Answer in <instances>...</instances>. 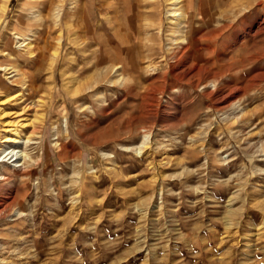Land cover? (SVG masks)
I'll return each instance as SVG.
<instances>
[{"label": "rangeland", "instance_id": "obj_1", "mask_svg": "<svg viewBox=\"0 0 264 264\" xmlns=\"http://www.w3.org/2000/svg\"><path fill=\"white\" fill-rule=\"evenodd\" d=\"M5 176L0 264H264V0H0Z\"/></svg>", "mask_w": 264, "mask_h": 264}, {"label": "bare ground", "instance_id": "obj_2", "mask_svg": "<svg viewBox=\"0 0 264 264\" xmlns=\"http://www.w3.org/2000/svg\"><path fill=\"white\" fill-rule=\"evenodd\" d=\"M180 15V14H179ZM176 16H178V15H176ZM80 19V18H79ZM81 20V19H80ZM99 44V43H98ZM195 44V43H194ZM194 46V45H193ZM195 48V47H194ZM7 70V69H6ZM23 126V125H22ZM25 126V125H24ZM24 126H23V128H24ZM10 127V126H9ZM21 127V126H20ZM12 128V127H11ZM18 128V127H17ZM17 128H14L13 130H11L10 132H12L10 135H8L7 137H6V139H5V142H7V143H16V144H18V143H20L21 141H22V138H21V133L19 132V130L17 129ZM21 129V128H20ZM14 154H12V156L6 161H4V162H7L8 164H10L9 166L10 167H13V168H17V167H20V166H22V165H20V162H21V160H22V158H26V155H24L23 156V154L22 155H18L19 154V152H14V150L12 151ZM12 152H10L9 154H7V156L8 155H10ZM7 156H5V159H6V157ZM28 157V156H27ZM30 160V159H29ZM13 163V164H12ZM12 164V165H11ZM9 173H11V171L8 169L7 170ZM7 173V172H6ZM31 175V174H30ZM8 179H12V178H6V176H5V178H3V179H0V180H8ZM22 185V184H21ZM23 187V186H22ZM21 188V187H20ZM25 191V190H24ZM28 191V190H27ZM21 194V193H20ZM23 195V194H22ZM20 196L21 195H19V189H17V197L15 198V200H14V202H18L19 203V201L21 200V198H20ZM22 197V196H21ZM23 197H24V195H23ZM22 197V198H23ZM9 208H10V205H9Z\"/></svg>", "mask_w": 264, "mask_h": 264}]
</instances>
